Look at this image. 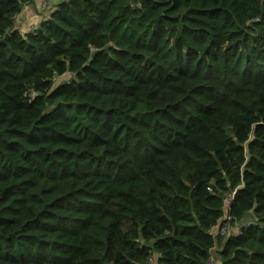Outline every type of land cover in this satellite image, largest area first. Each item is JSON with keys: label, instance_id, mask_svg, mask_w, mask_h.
Segmentation results:
<instances>
[{"label": "trees", "instance_id": "1", "mask_svg": "<svg viewBox=\"0 0 264 264\" xmlns=\"http://www.w3.org/2000/svg\"><path fill=\"white\" fill-rule=\"evenodd\" d=\"M32 1L0 0V264H264V0H59L22 33Z\"/></svg>", "mask_w": 264, "mask_h": 264}, {"label": "built area", "instance_id": "2", "mask_svg": "<svg viewBox=\"0 0 264 264\" xmlns=\"http://www.w3.org/2000/svg\"><path fill=\"white\" fill-rule=\"evenodd\" d=\"M42 2V7L43 8H50L52 5V0H41ZM37 26H33L30 27L28 29V31H33ZM236 190H234L231 193H227L223 195V206H224V217H223V224L218 227V226H213L211 228V230H218L220 232L221 235H227L228 233H230L231 231H233L231 229V223L233 221V215L231 213V208H232V201L234 198ZM234 233H240L241 232V226L238 225L237 222V226L235 227ZM203 264H217V260L215 257H209L207 260H205V262Z\"/></svg>", "mask_w": 264, "mask_h": 264}, {"label": "crops", "instance_id": "3", "mask_svg": "<svg viewBox=\"0 0 264 264\" xmlns=\"http://www.w3.org/2000/svg\"><path fill=\"white\" fill-rule=\"evenodd\" d=\"M57 1L59 0H53V2ZM23 7V10L15 17V24L22 33H27L30 27L37 26V22H39L42 17H45L48 8L42 7L41 0H33Z\"/></svg>", "mask_w": 264, "mask_h": 264}, {"label": "rangeland", "instance_id": "4", "mask_svg": "<svg viewBox=\"0 0 264 264\" xmlns=\"http://www.w3.org/2000/svg\"><path fill=\"white\" fill-rule=\"evenodd\" d=\"M60 78V77H59ZM61 78H64V76H61ZM237 226V222L236 223H233L231 225V229L234 231L235 227Z\"/></svg>", "mask_w": 264, "mask_h": 264}, {"label": "water", "instance_id": "5", "mask_svg": "<svg viewBox=\"0 0 264 264\" xmlns=\"http://www.w3.org/2000/svg\"><path fill=\"white\" fill-rule=\"evenodd\" d=\"M53 1V0H52ZM55 3V2H52V4ZM52 6V5H51Z\"/></svg>", "mask_w": 264, "mask_h": 264}]
</instances>
